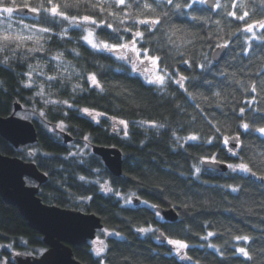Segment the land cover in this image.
I'll use <instances>...</instances> for the list:
<instances>
[{
	"label": "snow or ice",
	"instance_id": "snow-or-ice-1",
	"mask_svg": "<svg viewBox=\"0 0 264 264\" xmlns=\"http://www.w3.org/2000/svg\"><path fill=\"white\" fill-rule=\"evenodd\" d=\"M207 6V11L215 9L214 19L212 16H201L194 14L197 6ZM27 10L38 19L31 24L13 26V16L17 11ZM181 17L190 19L199 24L201 29L209 25L212 21L216 28L211 25L204 30L203 35L198 31H193L189 26L181 22ZM227 20L229 24L235 23L236 30L231 33L235 37L226 38L220 35L222 21ZM242 22V23H239ZM66 25V26H65ZM60 31H56L57 27ZM70 29H79L81 35L79 42H83L94 53H107L109 56L121 63V68L117 71L126 70L129 75L141 76L144 83L163 95H166L168 103L173 105L178 112H183L187 117L188 127L185 129L181 123L178 127L186 131L187 134L180 135L177 129H170L172 136V150L180 151L182 155L191 157L192 163L189 165L190 175L200 180L206 172H219L221 166L228 169L225 175H232L235 183L217 185L219 188L230 190L233 193L246 191L247 186H251L255 181L260 182V187L264 188V150H253L251 143H245L243 129L247 133H258L264 137V67L256 72L244 71L247 65H242L241 75L237 72L227 70H217L216 75L229 80L231 84L237 85L247 99L236 101L235 106L229 105L224 121L217 120L215 116L208 120L207 115L203 118L208 125L207 132L197 131L196 122L198 113H206V109L200 101L216 108H223L226 98L223 89L215 90L214 79H209L213 73V61L209 59L208 53L203 51L204 47L227 52L238 41L241 43V56H247L249 63L253 62V56L264 60V0H0V65L11 68L13 62L26 64V71L22 73L24 79L20 84L24 88H36L34 96L29 99L35 103L36 98L45 104L60 106V111L64 117H68L69 111L90 118L96 124H100V117L107 116V113L97 111L95 108L81 106L77 98L84 93L104 94L109 88L102 83L103 77L98 78V72L105 68L100 64L98 70H88L87 68H77L72 61L65 57V51L51 47L50 42L55 40L70 42L72 37ZM109 30L107 39H101L97 35V30ZM259 29V31H257ZM245 36L244 41H240V34ZM198 42H202L199 43ZM255 42V43H254ZM199 55L197 56V48ZM257 50L260 55L257 56ZM74 57H80L81 52L73 47L69 50ZM9 53H15L9 56ZM239 59V57H236ZM34 61V62H33ZM52 65L51 72L45 71L48 65ZM185 65L191 72L185 75L177 65ZM199 70V71H197ZM246 78V79H245ZM88 87H84V83ZM3 81H0V88H3ZM175 85L176 88L169 92V88ZM207 86L209 93L197 92L193 89ZM70 86L69 99L53 98L58 96L53 89H66ZM114 88L128 92L125 85H113ZM175 93H180L176 95ZM117 91V95H121ZM131 95L130 92H128ZM193 108L192 113L187 112V108L179 101ZM44 108V107H43ZM43 108L39 111L42 120H47L46 112ZM26 119V117H21ZM112 121V130L120 133L119 125H123V139L130 140L128 125L129 122L116 117H108ZM229 121L231 123H229ZM139 126L154 128L157 132L169 127L166 121L140 120L136 121ZM234 124V127H233ZM45 127L50 131L58 129L65 132L69 125L64 119L59 120L54 128L45 123ZM84 144L74 145L77 150L69 152L66 160H71L73 164L88 166V161L84 159L90 155L92 146L91 137H82ZM143 143V142H141ZM237 145L240 150L237 151ZM211 146V147H205ZM219 147L226 149L229 156L235 158V162H229L218 158L216 150ZM264 148V141L261 143ZM195 149L197 153L190 152ZM38 149H32L27 154L31 157L37 155ZM48 156L50 153H43ZM89 172L96 175L95 179L88 176L79 175V181L84 185L98 186V190L106 195L110 194L123 201L127 206L133 205V200H137L148 207L158 209L159 205L151 204L148 200H141L136 192L122 193L112 187L109 180L104 179L100 168H89ZM47 174V173H45ZM243 174V175H241ZM181 175H184L181 172ZM136 179V177H133ZM244 183H241V182ZM204 183L209 181L204 180ZM81 203L90 202L92 196H82L78 198ZM172 202L170 201V204ZM205 200L202 204H207ZM264 206V201H261ZM174 207H195L187 201L174 204ZM155 216L161 217L160 211H155ZM210 222L202 223L203 234L193 232L190 227H185L184 231L194 234L204 241V244L190 245L186 239L172 238L160 232L159 229L151 226H143L133 223L131 227L138 235L149 236L156 234L158 240L166 241L172 246L175 255L188 264H200L199 258L194 259L188 254L190 247H203L212 250V254L217 257V264H264V246L252 248L242 246L241 242L247 245L253 243V237L242 230L233 232L230 228L226 231L207 230ZM106 236H115L123 241L127 237L124 233L115 229H104ZM215 238H224L223 244L216 243ZM235 241V243H232ZM27 245V241H21ZM92 253L98 258L96 264H112L109 260L110 249L107 243L97 238L92 242ZM231 252L229 253L228 247ZM12 249V243L0 244V252L3 249ZM15 256L31 255V253H13ZM242 258V259H241ZM0 264H9V260L0 255ZM123 264H129L128 258L124 257Z\"/></svg>",
	"mask_w": 264,
	"mask_h": 264
},
{
	"label": "trees",
	"instance_id": "trees-1",
	"mask_svg": "<svg viewBox=\"0 0 264 264\" xmlns=\"http://www.w3.org/2000/svg\"><path fill=\"white\" fill-rule=\"evenodd\" d=\"M221 2H226V0H221ZM197 8H202L204 11H197L194 14L219 19L215 16V9L208 12L206 6L198 5ZM20 19L23 20L21 22L15 21L13 26H17V22L21 27L23 24H31L38 17L32 15ZM181 22L193 31L200 32L201 35L209 25L214 29L216 28L212 21H209V25H205L204 29H201L199 24L190 19L181 17ZM220 27L222 29L220 35L235 39L231 36V33L236 30L235 23L229 24L227 20H224ZM55 30L60 31V27L58 26ZM108 31L107 29H99L97 35L101 39H107L106 33ZM69 34L72 37L70 42L55 40L50 42L51 47L64 50L66 59L72 61L78 69L83 67L95 71L99 69L100 64L105 65V68L98 72V78L103 77L102 83H105L109 91L98 95L93 90L91 93L82 94V98H77V102L81 106L95 108L97 111L107 113V116L100 117V124L91 121L87 116L72 111H69L68 117H64L60 111V106L54 105L48 106L46 121L37 118L32 113L33 105L35 104L38 109L44 106L39 98H36L35 103L29 99L30 96H34L36 88H24L20 84V81L24 79L22 73L27 70L26 64L13 62L11 68L0 65V81L4 82L3 88H0V117L11 116L15 104L19 103L23 108L20 113L35 124L39 134L36 145L21 147L20 149H15L0 136V152L6 156L19 157L24 161H33L41 172L47 173L49 179L42 186L39 195L43 203L66 209H80L85 213L95 214L101 218L104 229H115L124 233L127 238L123 241L115 236L105 238V243L110 249L109 260L112 264H123L124 257L128 258L129 264H188L187 261L180 260L174 251L169 254L172 246L168 245L166 241L158 240L156 238L158 233L149 234V236L138 235L131 227L133 223L157 228L172 238L186 239L190 245H200L205 242L194 234H188L184 228L190 227L193 232L203 234L204 229L201 224L210 222L207 230L218 228L220 231H226L230 228L233 232L242 230L253 237L251 245L241 242L242 246L252 248L264 246V206L261 205V201H264V188L260 187V182L255 181L253 185L247 186L244 192L233 193L230 190L219 188L217 185L235 183L232 178L234 174L206 172L200 180L190 175L189 165L192 163V159L182 155L180 151L172 150L173 141L170 131V129H177L180 135L187 134L186 131L178 127L181 123L184 124L185 129L188 127L186 114L178 112L173 105L169 104V98L166 95L150 89V86L144 83L141 76L129 75L126 70L117 71L118 68L122 67L121 63L107 53H94L82 41L78 43L81 35L79 29H70ZM244 39L245 36L241 33L240 41H244ZM73 47L79 49L80 57H74L69 51ZM240 47L241 43L238 41L218 63H215L212 58L215 48H203V51L208 53L209 59L213 61V73L209 75V79L215 80V90L223 89L226 103L223 108H216L214 105L200 101L206 109V113H198L195 125L197 131L207 132L208 125L203 118L205 115H207L208 120L215 116L217 120L224 121V116L221 113L227 114L229 105L235 106L236 101L248 98L238 90L237 85L231 84L229 80L216 75L217 70L237 72L238 75H241L242 65H247V68L243 69L244 71L251 72H256L264 67V60L258 59L256 56H253V62L249 63L247 56H241ZM199 51L198 47L197 56ZM258 55L260 53L257 50ZM177 67L185 75L191 72V69L185 65L181 64ZM51 70L52 65L49 64L45 71L51 72ZM121 84L127 87L131 95L122 89L112 87ZM84 87H88L86 82ZM175 88L176 86L172 85L169 92ZM193 90L205 94L209 93L206 85ZM53 91L58 94V96L53 97L54 99H69L71 89L69 86L66 89L54 88ZM117 91H121L122 94L117 95ZM175 94L180 95V93ZM179 102L184 104L188 113L194 111L192 107L188 106L192 103L191 101L188 104H185L183 100ZM54 109L56 110L54 111ZM113 116L118 120H127L131 124L128 131L130 140L120 138L113 132L112 121L108 119V117ZM61 119H64L65 123L69 125L66 132L74 138V141H79L77 145L83 146L82 137L90 134L92 146L120 148L123 153L122 176L117 178L111 175L104 164L100 163L102 160L92 153V148H90L91 154L84 157L89 162L87 167L66 160L65 157L75 147L65 145L59 135L45 127V123L57 124ZM152 119L166 121L169 127L157 132L154 128H148L145 131V129L133 126L136 121ZM229 123L231 122L229 121ZM240 131L243 133L245 143H251L253 150H264L261 147L264 137H260L255 132L247 133L243 129ZM32 149H38L35 157L27 154ZM216 150L219 154L218 158L235 162V158L229 156L225 148L219 147ZM239 150L240 146L237 145V151ZM189 151L201 154L197 153L195 149H189ZM43 153H50V155L45 156ZM89 168H100L103 178L109 180L112 187L122 193L127 194L134 191L141 200H148L151 204L159 205L161 208H174L179 215L178 221L176 223L164 222L163 219L155 216V209L143 203L140 207L127 206L119 198L100 192L98 186L84 185L77 179L78 175L88 176L89 179L96 178L94 173L90 174ZM181 172L184 175H181ZM204 180L209 182H202ZM28 181L30 184H34L32 180L28 179ZM85 195L92 196L93 199L90 202L81 203L78 198ZM205 200L208 201L206 205L202 204ZM181 201H187L194 204L195 207L185 209L184 207L173 206ZM103 234L104 230L99 231L97 237H104ZM215 239L218 244L224 243V238ZM21 241L28 243L25 245ZM8 243H12L13 248L11 250L5 248L0 252V255L7 258L11 256L12 252H28L31 255H39L47 249L43 243V237L30 229L19 211L4 204L0 197V244ZM225 247H228L230 253V246L225 245ZM91 248V243L73 248L76 259L83 264H96L98 258L92 253ZM188 254L192 255L194 259L199 258L200 264H217V257L212 254L211 249L190 247Z\"/></svg>",
	"mask_w": 264,
	"mask_h": 264
},
{
	"label": "water",
	"instance_id": "water-1",
	"mask_svg": "<svg viewBox=\"0 0 264 264\" xmlns=\"http://www.w3.org/2000/svg\"><path fill=\"white\" fill-rule=\"evenodd\" d=\"M17 14L33 15L27 10L17 11ZM217 51L215 49L212 55L215 63L220 62L227 53L220 51L217 55ZM22 109V106L16 103L11 116L0 117V136L15 149L36 145L39 139L35 124L17 116ZM55 125L49 124L52 128ZM53 132L60 136L65 145L74 141V138L67 132H60L58 129ZM91 148L92 153L102 160L111 175L117 178L122 176L123 153L120 148L100 145H93ZM227 171L225 166H221L219 173ZM27 179L34 180L38 185L29 186ZM48 179V176L40 171L35 162L6 156L0 152V197L4 204L19 211L28 227L43 237V243L47 247L40 257L14 255L13 264H83L76 259L73 248L94 241L97 233L104 230L101 218L95 214L43 203L39 197V191ZM133 205L140 207L142 203L134 199ZM157 210L160 211L164 222L176 223L179 219L174 208L159 207L154 211Z\"/></svg>",
	"mask_w": 264,
	"mask_h": 264
},
{
	"label": "rangeland",
	"instance_id": "rangeland-1",
	"mask_svg": "<svg viewBox=\"0 0 264 264\" xmlns=\"http://www.w3.org/2000/svg\"><path fill=\"white\" fill-rule=\"evenodd\" d=\"M28 16H31V15H28ZM28 16H24V15H18L17 14V12L14 14V16H13V23L15 22V21H18L19 20V22H21L23 19H20V18H24V17H28ZM16 17H18V18H16ZM20 17V18H19ZM14 27H16L15 25H14ZM18 117H25V116H23V114L22 113H19L18 114ZM112 123V122H111ZM130 125L131 124H129L128 125V131H129V128H130ZM133 126H137V127H140V128H142V129H145V127L146 126H139L138 124H134ZM119 128H120V133L119 134H117L116 132H114L115 134H117L120 138H122L123 137V125H119ZM149 128H151V127H149ZM151 129H153V128H151ZM81 147H82V145H80ZM77 149L76 148H74L72 151H76ZM131 206H133V205H131ZM80 210V209H79ZM80 211H82V210H80ZM104 235V237H97V238H99V240H101V241H103L104 243H105V238L107 237L105 234H103ZM96 238V239H97ZM95 239V240H96ZM93 242V241H92ZM92 242H91V247H93V244H92ZM4 258H6V259H8V260H10V257L9 258H7V257H4Z\"/></svg>",
	"mask_w": 264,
	"mask_h": 264
},
{
	"label": "flooded vegetation",
	"instance_id": "flooded-vegetation-1",
	"mask_svg": "<svg viewBox=\"0 0 264 264\" xmlns=\"http://www.w3.org/2000/svg\"><path fill=\"white\" fill-rule=\"evenodd\" d=\"M77 143H79V141H74L72 144H69V146H71V147H73L74 145H77ZM31 180V179H30ZM33 182H34V184H30V182L28 181V179H27V184L29 185V186H37L38 184H37V182H35L34 180H32ZM41 188H42V186L40 187V191H41ZM40 191H39V195H40ZM40 197V196H39ZM71 210H74V209H71ZM80 211V210H79ZM81 212H83V211H81ZM91 243V242H90ZM47 250V249H46ZM45 250V251H46ZM45 251H43L41 254H39V255H30V256H35V257H40ZM14 252H12L11 253V256H10V260H9V264H13L12 263V259H13V256H14V254H13ZM18 253H20V252H18ZM23 254V253H22ZM9 258V257H8Z\"/></svg>",
	"mask_w": 264,
	"mask_h": 264
},
{
	"label": "clouds",
	"instance_id": "clouds-1",
	"mask_svg": "<svg viewBox=\"0 0 264 264\" xmlns=\"http://www.w3.org/2000/svg\"><path fill=\"white\" fill-rule=\"evenodd\" d=\"M9 56H14L15 55V53H9L8 54ZM50 104H45L44 105V108H43V110L46 112L47 111V108H48V106H49ZM56 109H54V111H55ZM39 111H40V109H38L36 106H35V104L33 105V108H32V113L37 117V118H40V116H39ZM101 164L103 163L102 161L100 162ZM77 179L79 180V175L77 176Z\"/></svg>",
	"mask_w": 264,
	"mask_h": 264
}]
</instances>
